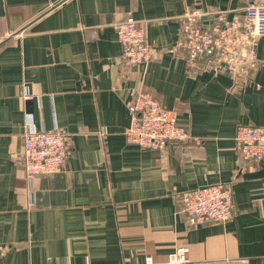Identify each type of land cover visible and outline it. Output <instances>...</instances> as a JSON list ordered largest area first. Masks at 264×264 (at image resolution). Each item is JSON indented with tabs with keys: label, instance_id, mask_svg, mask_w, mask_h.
<instances>
[{
	"label": "crops",
	"instance_id": "obj_1",
	"mask_svg": "<svg viewBox=\"0 0 264 264\" xmlns=\"http://www.w3.org/2000/svg\"><path fill=\"white\" fill-rule=\"evenodd\" d=\"M260 1L0 0V264H143L177 247L190 264H264V165L235 148L238 126H264V38L237 81L190 68L182 36L187 12L208 26ZM128 17L145 25V64L122 58L114 25ZM133 89L176 110L200 144H129ZM55 127L71 137L66 170L34 179L30 211L23 134ZM219 183L232 186L234 217L190 225L182 194Z\"/></svg>",
	"mask_w": 264,
	"mask_h": 264
},
{
	"label": "built area",
	"instance_id": "obj_2",
	"mask_svg": "<svg viewBox=\"0 0 264 264\" xmlns=\"http://www.w3.org/2000/svg\"><path fill=\"white\" fill-rule=\"evenodd\" d=\"M227 14L228 11L211 13V24L204 26L199 11L186 13L182 26L185 59L192 69L213 67L229 71L237 81L250 79L257 68L258 43L264 38V0L248 4L242 17L229 21ZM114 27L126 63L139 65L153 59L143 22L128 17ZM172 52L178 53L179 47ZM133 93L134 99L128 104L131 123L125 132L129 144L155 152L165 151L170 144L179 147L191 142L200 144V139L193 138L189 129L179 124L176 110L164 108L146 89H133ZM70 143V135L58 127L52 132L27 130L23 134L20 158L28 183L30 211L36 208L37 201L34 179L65 171ZM235 148L245 161L264 165V126H238ZM182 205V212L192 226L227 223L236 208L232 186L225 183L182 194ZM189 253L188 247H177L168 260L159 262L148 257L143 264H190Z\"/></svg>",
	"mask_w": 264,
	"mask_h": 264
},
{
	"label": "water",
	"instance_id": "obj_3",
	"mask_svg": "<svg viewBox=\"0 0 264 264\" xmlns=\"http://www.w3.org/2000/svg\"><path fill=\"white\" fill-rule=\"evenodd\" d=\"M207 17H203V19H206Z\"/></svg>",
	"mask_w": 264,
	"mask_h": 264
}]
</instances>
